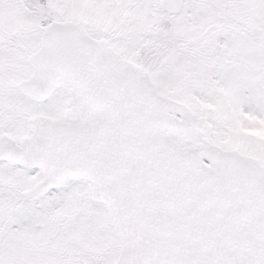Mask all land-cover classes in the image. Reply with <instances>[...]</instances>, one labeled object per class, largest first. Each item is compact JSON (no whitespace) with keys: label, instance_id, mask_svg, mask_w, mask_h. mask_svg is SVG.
<instances>
[{"label":"snow or ice","instance_id":"1","mask_svg":"<svg viewBox=\"0 0 264 264\" xmlns=\"http://www.w3.org/2000/svg\"><path fill=\"white\" fill-rule=\"evenodd\" d=\"M0 264H264V0H0Z\"/></svg>","mask_w":264,"mask_h":264}]
</instances>
